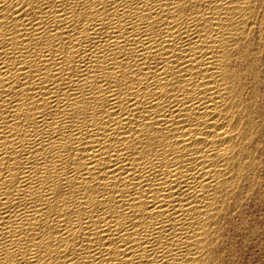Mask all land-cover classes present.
I'll use <instances>...</instances> for the list:
<instances>
[{
	"label": "bare ground",
	"instance_id": "bare-ground-1",
	"mask_svg": "<svg viewBox=\"0 0 264 264\" xmlns=\"http://www.w3.org/2000/svg\"><path fill=\"white\" fill-rule=\"evenodd\" d=\"M0 264H264V0H0Z\"/></svg>",
	"mask_w": 264,
	"mask_h": 264
}]
</instances>
